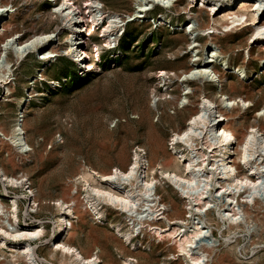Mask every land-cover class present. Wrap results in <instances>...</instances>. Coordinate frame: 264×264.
<instances>
[{
  "label": "rangeland",
  "instance_id": "rangeland-1",
  "mask_svg": "<svg viewBox=\"0 0 264 264\" xmlns=\"http://www.w3.org/2000/svg\"><path fill=\"white\" fill-rule=\"evenodd\" d=\"M83 1L81 0L77 6L89 26ZM103 1L108 13H119L120 17L125 19L123 20L125 24L112 47L105 45L101 29H97L91 35V40L87 37L85 51L88 53L91 68L82 71L83 69L79 68L82 65L73 62L67 49L68 30L63 28L58 37L55 36L57 39L55 48L59 49V52H55L47 60L42 59L37 52L29 53L14 65L12 83L6 84L0 78V130L11 132L18 101L27 95L29 111L26 114L24 128L28 134V142L33 148L28 154H20L17 146L5 142L0 164H4L11 175L24 173L29 177L38 193L40 202L38 210L35 209L30 216H25L29 204L26 189L11 185H7V188L11 196L18 198L24 221L26 219L31 225L39 219L45 221L47 227L45 237L42 241L33 243L38 245L37 252L42 259L47 258L58 263L60 254L50 248V244L55 240L54 219L58 213L55 201L58 198L68 200L69 194H76L78 190L76 197L80 202L76 214L79 215V220L78 217L72 219L78 233L71 240L73 244L85 247L90 254L100 247L103 251L102 258L108 264L112 261L115 264H123L125 256L138 257L146 264H188V257L180 254L177 244L168 238L163 241L154 234L144 237L139 229L135 231L136 246L124 240L112 221L123 222L125 227H130L132 221L126 213L108 206L105 214L110 218L109 221L99 218L89 205L88 213L84 215L83 211L87 209L82 203L86 190L80 184L77 187L74 180L88 166L100 172H110L115 167L126 169L140 147L148 154L151 173L158 180L159 190L167 195V199H176L175 201L183 208L180 201L181 192L168 179L162 178L159 163H164L166 168L172 161L170 137L174 131L183 128L190 117L191 111L186 107L195 105L186 103L184 106L183 99L176 100L175 97L180 94L185 96L186 90H183L185 82L183 83L174 73L181 74L196 63L195 55L191 54L193 51L190 43L194 42L200 46L201 42L203 44L206 42L207 38L194 28L197 27L196 20L191 19V14L194 15L202 5L201 2L199 5L196 2L192 6L183 0L181 8L188 7L189 10L192 7V10L177 11L175 4L179 0H159V3L149 2L147 6H152L150 10L140 11L142 0ZM167 3L171 6L166 7ZM9 9V14L0 25L1 37L4 33L7 35L11 33L7 31L10 23H16L15 31L20 33L22 40L29 38L34 32L54 30L65 25L54 12L55 3L50 0H15V6ZM203 18L206 22L213 23V16L207 10L203 12ZM160 21L165 22L161 24ZM239 31L236 28L232 29L227 36L221 32L219 39L228 51L226 57L235 58V62L248 59L249 49L262 45L253 44L248 39L252 31L242 34H239ZM195 32L200 34L196 41L193 38ZM95 43L102 45L99 61L94 55ZM180 49L185 55L175 56ZM208 53L207 50L200 51L199 56L202 54L207 56ZM254 54L257 55L258 52L255 51ZM9 58L14 63L12 53L9 54ZM215 58L217 60L213 65L223 69V57ZM161 69L170 71L173 80L168 76L167 78L160 76ZM230 70L228 72L232 74L231 79L237 85V89L234 90L226 87L232 95L238 96L243 93L240 81L255 85L254 98L258 101L257 105L235 104L236 107H241L242 113L248 111L245 124L249 125L263 116L264 78H259V75L264 71V62L253 60L252 68L249 69L250 76L240 77L241 72L238 75ZM179 84L180 87L176 88ZM259 88L262 90L259 91ZM209 91L216 92L217 99H223L220 87L212 82ZM155 95L160 98L157 102H154ZM198 99V96L192 98L193 101ZM228 108L231 109L232 106ZM57 133L64 137L62 144H55ZM8 151L16 155L17 160L22 163L19 167L13 168L7 162ZM262 157L264 151L263 154L256 153L253 159L259 160L258 162L262 164ZM240 171L242 174L247 173L244 168H240ZM5 187L6 185L0 181V191ZM216 190L217 186H214L212 192L209 191V196L216 194L214 206L207 215L197 211L190 213L188 209L185 214L189 221L196 219L204 222L205 237L207 233L210 235L209 238L206 237V241L199 238L197 241L200 244L195 243L196 247L201 248L200 245L206 242L205 249L213 250L207 264H213L212 261H218L220 257H226L225 263L229 261L231 264H264V186H259L255 196L249 189L241 193L239 204L245 208L246 213L238 218L237 224L231 219L224 220V217L228 216L224 208L229 203L226 199L227 193H218ZM243 195L250 196L242 197ZM144 198L145 202L147 197ZM243 198H254L257 204L251 201L242 202ZM9 200L6 199L8 203ZM134 210V213H139L144 219L154 217L147 203L142 201ZM160 225L163 229L170 228L165 220ZM215 237L219 240L217 246L213 245ZM120 239L123 242H120ZM140 239L146 243L142 245ZM150 243L153 247L149 245ZM0 264H6V259L0 257Z\"/></svg>",
  "mask_w": 264,
  "mask_h": 264
},
{
  "label": "bare ground",
  "instance_id": "bare-ground-1",
  "mask_svg": "<svg viewBox=\"0 0 264 264\" xmlns=\"http://www.w3.org/2000/svg\"><path fill=\"white\" fill-rule=\"evenodd\" d=\"M50 1L55 3L54 12L60 16L65 24L62 28L56 27L54 30L34 32L29 38L22 40L20 33L15 31L16 23H10L7 26V31L11 33L8 35L4 33L5 37L0 35V78L6 84L12 83L11 76L14 65L23 60L29 53L37 52L42 59L47 60L55 52H59V49L55 48L57 43L55 36L58 37L63 28L68 30L67 49L73 62L78 65L81 64L85 68H91V63L87 57L88 53L85 51L87 37L91 40V35L97 29H101V36L106 42L105 45L112 47L118 40L120 29L125 24L123 23L125 19L120 17L119 13H108L103 0L83 1L88 14L89 26L77 6L81 0ZM150 1L152 4L159 3V0H142L139 10H150L149 8L152 6H147ZM186 1L192 6L196 2H198L197 5L201 2L202 6L198 7L194 15L191 14V19L196 20L197 27L194 28L207 39L205 44L201 42L200 46L194 42L193 44L190 43L193 51L191 54L195 55L194 61L196 63L181 74L174 73L183 83L185 82L183 90H186L185 96L180 94L175 97L176 100L183 99L182 104L184 106L186 103H194L195 105L186 107L191 111L190 117L185 126L174 131L170 137L172 161L169 160L166 168L164 163H159L162 178L168 179L181 192L180 201L183 208L175 201L176 199H167V195L159 190L158 180L151 173L152 167L148 154L145 149L140 147L139 150H136L132 162L126 169L115 167L110 172H100L88 166L74 181L77 187L80 184L86 190L84 197L86 202L83 198L82 203L86 205L87 209H84V215L88 213L89 205L99 218L109 221H111L110 218L105 214L108 206L128 215L132 221L131 226L128 224L130 227H125L123 222L112 221V224L121 234V237L130 244L136 246L135 231L140 229V233L144 234V237L154 234L163 241H166L167 238L173 240L179 248V253L184 254L186 258L188 257V264H207L213 250L207 251L205 249L207 243L203 241H206L209 233L205 237L206 226L204 222L196 219L194 221L187 220L186 209L190 213L197 211L207 215L214 206V194H216L209 196V191L212 192L214 186H217L216 191L227 193L228 198L226 199L229 201L228 204H224V208L228 212V216L226 215L227 218L224 217V220L231 219L235 224L238 218L246 213L245 208L239 204L241 193L249 189L255 196L259 186H264L262 185L264 183V157L261 158L262 164L258 162L259 160L255 159L254 161L253 159L256 153L261 152L263 154L264 151V107L262 108L263 116L246 125L248 111L242 113L241 107H236L235 104L242 103V106L243 104L246 106L258 104L254 98L256 94L254 83L246 84L240 81L243 93L238 96H234L232 92L226 90L227 86L231 90L237 89L236 82L231 79L230 69L238 75L241 72L240 77L250 76L249 69L252 68L253 60L258 59L264 62V0ZM182 4L183 0L176 2L177 11L192 10V7L189 10L188 7L181 8ZM14 6L15 0H0V25L9 14V7L13 8ZM170 6L168 4L166 7ZM205 10L213 16V23L204 20L203 12ZM131 16L132 14L129 15V17ZM164 22L162 21L161 24ZM235 28L237 31L240 30L239 34L252 31L248 38L251 43L262 44L258 47H251L248 51L249 58H244L243 61L238 62H235L233 57H226L228 51L225 50L224 45L219 40L221 32L227 36L229 31ZM198 34L199 32L193 33L194 41L197 40ZM93 47L95 58L99 61L102 45L95 43ZM205 50L209 51L208 55L203 56L204 53L199 56L200 51ZM255 51L258 52L257 55L254 54ZM10 53L13 54L16 62L13 63L10 60ZM181 55H185L181 49L178 50L177 54L175 53V56ZM216 56L223 57V69L213 65L214 61L217 60ZM228 70L230 71L228 72ZM169 72L166 69H161L160 76L165 78L168 76L173 80ZM259 78H264V71L259 75ZM210 82L220 87V91L224 95L223 99H217L216 92L211 93L209 91ZM172 86L174 88L175 84ZM179 87L180 84L176 85V88ZM261 90L262 88H259V91ZM195 96L199 97L198 101H193L195 98L192 100ZM159 99L155 95L154 102ZM28 100L26 95L18 101L11 132L7 133L3 129L0 130V157L5 151L3 149L5 142L17 146L20 154H28L33 150L24 128L26 114L29 111ZM229 106L232 108L229 109ZM6 160L13 168L22 164L17 160V156L10 154L9 151ZM240 168L246 169L247 173L242 174ZM0 181L4 183V186L6 185L4 190L0 191V257L6 259V264H108L102 258L101 253L103 251L100 247L96 252L90 254L87 253L85 247L81 248L71 242L78 233L72 221L76 217L79 220V215L76 214V208L80 202L76 197L78 190L76 194L70 193L68 200L58 198L55 201L58 209L53 229L55 240L50 244L52 251L60 254L58 263H55L51 259L40 258L37 252L38 245L33 244L35 241H42L45 237L47 232L45 221L39 219L32 225L27 223L26 219L24 221V217H21L18 198L11 196L7 188V185H11L26 189L29 204L25 216H30L35 209L38 210L40 202L37 190L33 188L29 177L24 173L11 175L6 166L0 164ZM144 196L147 197L145 202L143 201ZM249 196L243 195L242 197ZM7 198L10 199L9 203L6 201ZM141 201L147 203L148 208L153 212V218L144 219L143 216H139V213H134V209ZM249 201L257 204V200L254 198H243L242 200L246 203ZM164 220L170 228L163 229L161 227L160 223ZM199 238L203 240L200 245L201 248L195 245L196 242L199 243L197 241ZM139 241L142 245L146 243L142 239ZM213 241L214 246L219 244L216 237ZM120 242L123 240L120 239ZM149 245L153 247V244L150 243ZM225 258L220 257L218 261L212 262L213 264L219 262L231 264L229 261L225 263ZM134 263L146 264L138 257H124L123 264ZM111 264L115 263L112 261Z\"/></svg>",
  "mask_w": 264,
  "mask_h": 264
},
{
  "label": "built area",
  "instance_id": "built-area-1",
  "mask_svg": "<svg viewBox=\"0 0 264 264\" xmlns=\"http://www.w3.org/2000/svg\"><path fill=\"white\" fill-rule=\"evenodd\" d=\"M57 42V41H56ZM55 42V43H56ZM79 68H82V71H85V66H79ZM64 142V137L61 133H57V135L55 136V144H62ZM203 185H205V183H203Z\"/></svg>",
  "mask_w": 264,
  "mask_h": 264
},
{
  "label": "water",
  "instance_id": "water-1",
  "mask_svg": "<svg viewBox=\"0 0 264 264\" xmlns=\"http://www.w3.org/2000/svg\"><path fill=\"white\" fill-rule=\"evenodd\" d=\"M131 19H133V18H131Z\"/></svg>",
  "mask_w": 264,
  "mask_h": 264
}]
</instances>
